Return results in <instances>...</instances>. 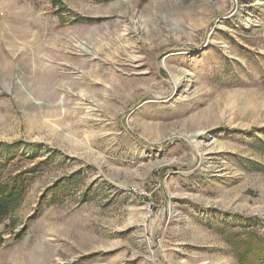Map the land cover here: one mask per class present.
<instances>
[{
	"label": "rangeland",
	"instance_id": "obj_1",
	"mask_svg": "<svg viewBox=\"0 0 264 264\" xmlns=\"http://www.w3.org/2000/svg\"><path fill=\"white\" fill-rule=\"evenodd\" d=\"M0 162V264H264V0H0Z\"/></svg>",
	"mask_w": 264,
	"mask_h": 264
},
{
	"label": "trees",
	"instance_id": "obj_2",
	"mask_svg": "<svg viewBox=\"0 0 264 264\" xmlns=\"http://www.w3.org/2000/svg\"><path fill=\"white\" fill-rule=\"evenodd\" d=\"M19 143H15L13 145L9 144L6 145V147L14 148L18 146ZM1 162H0V170H1ZM18 179H15L11 183H5L2 180V176L0 174V221L7 218L14 206V203L19 198V195L22 193V185L18 184ZM262 257L264 258V252L262 254Z\"/></svg>",
	"mask_w": 264,
	"mask_h": 264
},
{
	"label": "bare ground",
	"instance_id": "obj_3",
	"mask_svg": "<svg viewBox=\"0 0 264 264\" xmlns=\"http://www.w3.org/2000/svg\"><path fill=\"white\" fill-rule=\"evenodd\" d=\"M173 80H172V85L174 86V87H179V86H181L182 85V79H180L179 77H173L172 78Z\"/></svg>",
	"mask_w": 264,
	"mask_h": 264
}]
</instances>
